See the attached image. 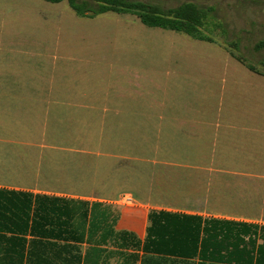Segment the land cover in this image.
Listing matches in <instances>:
<instances>
[{"label":"crops","instance_id":"1","mask_svg":"<svg viewBox=\"0 0 264 264\" xmlns=\"http://www.w3.org/2000/svg\"><path fill=\"white\" fill-rule=\"evenodd\" d=\"M221 51L223 60L200 49L177 60L150 58L153 72L194 62L197 72L182 104L151 89L112 96L114 102L106 95L100 106L90 97L65 106L151 114L152 128H164L167 122V127L183 130V160H201L192 156L189 139L200 148L206 137L201 130L208 129L205 165L176 164L156 153L114 156L108 185L101 192L91 184L87 188L93 189L83 190L78 184L93 174L90 164L71 165L68 159L63 171L61 159L52 168H61L56 174L48 167L52 162L44 145L0 135V264H264V74ZM47 171L57 183L47 180L52 178ZM122 181L133 182L134 188H125ZM121 194L134 199L118 200ZM37 195L87 202L83 228L73 234L31 233ZM22 201L29 207V219L27 231L18 232L13 203ZM92 221L101 231L91 232ZM81 223L77 217L75 224ZM116 233L129 234L128 241L121 246Z\"/></svg>","mask_w":264,"mask_h":264},{"label":"rangeland","instance_id":"2","mask_svg":"<svg viewBox=\"0 0 264 264\" xmlns=\"http://www.w3.org/2000/svg\"><path fill=\"white\" fill-rule=\"evenodd\" d=\"M139 1L163 8L184 2L211 7L207 27L214 43L145 28L131 15L79 18L66 1L0 0V135L44 145L46 159L52 162L48 167L56 174L61 168H52L61 159L62 168L68 159L70 164H90L93 174L78 184L83 190L93 189L87 188L91 184L101 192L106 187L103 184L108 185L114 156L150 157L156 153L160 159L176 164L205 165L210 130H201L206 137L200 148L189 139L192 156H201V160H183V130L167 127V122L160 130L152 128L155 122L151 114L87 112L81 107L65 106L85 101L86 97L100 106L106 95L114 102L117 100L112 96L150 93L151 89L160 98L168 93L172 96L170 102L179 105L192 89L196 65L167 66L168 70L153 72L148 67L150 58L177 60L199 49L221 60L222 49L232 52L264 74V45H260L264 42V0ZM207 63L213 65L214 61ZM143 98L149 97L145 94ZM68 149L71 155L64 154ZM84 154L89 157L82 158ZM51 173V180H47L55 184L58 179ZM121 184L134 188L130 181ZM126 199L134 198L131 194L118 198Z\"/></svg>","mask_w":264,"mask_h":264},{"label":"trees","instance_id":"3","mask_svg":"<svg viewBox=\"0 0 264 264\" xmlns=\"http://www.w3.org/2000/svg\"><path fill=\"white\" fill-rule=\"evenodd\" d=\"M44 1L52 4L66 1L69 8L79 18L93 19L99 15L107 13L116 15H132L147 28H156L164 31L181 33L193 40L213 43V40L208 34L211 30L207 27L213 9L211 7L204 8L191 2H184L175 7L163 8L158 4L139 0ZM260 45H264V42H260ZM230 54L242 63L248 70L262 74L253 66L249 65L242 57L237 56L232 52H230ZM8 146L9 145L4 147L8 150ZM37 151H39L38 148ZM69 151L71 150L68 149L64 154L71 155V152ZM72 164H74V161L71 165ZM62 169L65 171L66 168L63 167ZM34 199L35 209L33 210L31 218V233L42 234L56 232L62 234H73L79 232V229L83 228V220L87 217V202L66 198L49 197L45 195L34 196ZM60 203L61 206L59 205ZM95 206V204L92 205L91 212L94 210ZM13 207L15 209V230L18 232L27 231L29 207L26 204V201H22L19 204L13 203ZM77 217L82 220V223L79 226L75 224V219ZM90 228L92 229L91 232H94L97 228V226H93V221L90 224ZM96 231H101V229ZM115 236L120 238V245L122 246L125 241H128V239L125 240V236L129 237L130 235L127 233H116Z\"/></svg>","mask_w":264,"mask_h":264},{"label":"built area","instance_id":"4","mask_svg":"<svg viewBox=\"0 0 264 264\" xmlns=\"http://www.w3.org/2000/svg\"><path fill=\"white\" fill-rule=\"evenodd\" d=\"M128 201V199H126Z\"/></svg>","mask_w":264,"mask_h":264}]
</instances>
